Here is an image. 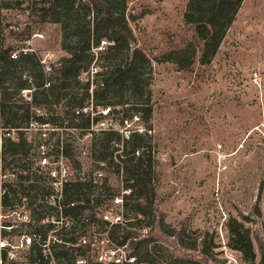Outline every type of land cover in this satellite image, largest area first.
Masks as SVG:
<instances>
[{"label": "rangeland", "instance_id": "rangeland-1", "mask_svg": "<svg viewBox=\"0 0 264 264\" xmlns=\"http://www.w3.org/2000/svg\"><path fill=\"white\" fill-rule=\"evenodd\" d=\"M35 1L23 0L20 6L8 8L0 4V43L10 46L16 54L33 52L49 75L50 66H56L67 55L60 46L58 26L41 22ZM187 3L188 0H124L126 24L136 47L150 59L153 72L152 118L144 121L142 114H133L151 129L144 138L147 148L143 160L147 165L149 156L156 173L153 182L156 202L153 217H140L142 223L132 230V241L150 238L140 249L139 256L145 260L140 264H196V261L250 264L229 246L228 224L236 220L250 229L257 256L254 264H258L260 255L255 237L264 246V0L243 1L209 65L201 66L195 61L190 68L180 70L172 63L157 60L171 50L198 44L194 30L183 23ZM95 53L90 69L80 76L82 83L89 82L90 102L95 88L92 71L101 63L99 52ZM30 92L23 91L22 98H12L11 104L29 107L33 116L53 119L55 125H49L53 129L49 131L40 130L36 125L23 126L19 130L27 143L25 149L17 156H3L5 140H16L19 130L9 129L0 118V264H29L31 253L27 248H20V240L37 225L53 226L46 233L51 239L52 255V241L62 240V235L70 229L69 226L65 229L63 220L54 217L55 211H48L46 203L49 202L44 198L43 220L37 221L32 212L41 202L40 197L34 192L25 195L29 182L21 176L35 173V145L41 139L48 140L52 131L54 136L47 144L51 154L56 155L53 149L56 141L67 145L70 157L63 161L70 171V179H82L86 175L98 179L99 189L91 194L100 199L98 208H94L97 213L124 186L122 174L117 173L115 165L97 160L104 140V136L95 137L101 131L97 124L103 122L104 128L115 129L122 136L137 126L136 122L122 124V112L110 111L105 117L102 112L108 111L107 107L92 108L90 104L84 110L89 119L88 132H85L87 128L71 126L82 120L71 122L62 104L33 106ZM18 157L19 161H11ZM98 173L102 174L101 178ZM140 203L143 204L142 199ZM255 207L259 209V217ZM83 216L88 220L82 217L72 237L89 238L96 231L104 238L105 234H101L104 227L91 223L88 211ZM129 217L132 216L129 214ZM95 218L98 219L96 214ZM152 218L155 225L145 228ZM158 221L163 222L162 232L157 227ZM198 237L209 248L210 261L200 254L201 242L198 247L195 243ZM119 249L105 241L97 242L94 246H81V252L68 251V257L61 263L100 264L118 259L124 264L132 249L128 244ZM74 254L77 256L73 260ZM57 263L53 259V264Z\"/></svg>", "mask_w": 264, "mask_h": 264}, {"label": "trees", "instance_id": "trees-1", "mask_svg": "<svg viewBox=\"0 0 264 264\" xmlns=\"http://www.w3.org/2000/svg\"><path fill=\"white\" fill-rule=\"evenodd\" d=\"M243 1L188 0L183 13V23L194 30L198 44L195 46L190 43L184 48L171 50L163 54L157 62L172 63L180 70L190 68L195 61L201 66L209 65L234 22ZM22 3L23 0L0 1L4 8L20 6ZM35 5L38 6L37 12L42 23L58 26L61 37L60 46L67 56L60 59L56 66H50L51 73L47 75L40 59L33 52L20 51L16 54L10 46H6L4 42L0 43V118L11 130L27 127L32 121L39 125L54 126L53 119L44 120L41 116H33L29 107L11 104L12 98H22V92L30 90L33 106L62 104L65 109L64 114L71 122L81 118L82 122L72 123L73 127L87 128L89 119L85 116L84 110L88 109L90 104L92 108L107 107L108 114L110 111L122 112L124 114L121 119L122 124L136 122L134 123L137 124L136 127H141L143 130L141 133L135 127L129 131L127 138L115 130L99 131L95 137L104 136L97 160L106 162L108 165H115L117 173L122 174L123 187L130 190V194L124 197L125 218L128 222L123 227L110 228L107 238L116 248L128 244L132 249L130 256L136 257V264L144 263L145 260L139 256V253L143 244L150 242V238L132 241L134 239L132 230L142 223L140 217L147 219L153 217L156 202L153 182L156 180V173L152 169L150 157L147 156V165L143 160V156L146 155L144 150L147 148L144 138L151 129L143 126L141 117L133 113L142 114L144 121L152 118L151 61L136 47L135 38L124 19V0H36ZM95 52H99L101 63H98L96 69L92 71L95 88L92 89L90 102L89 82L82 83L80 76L82 72L90 69L95 59ZM96 63L97 61L94 64ZM18 111L22 113L19 114ZM17 132L19 136L16 140L10 138L5 140L7 146L1 152L3 156L6 154L17 156L25 149L27 143L22 138L23 133L20 130ZM85 132H88V128ZM53 136L54 131L49 134L48 140L50 141ZM41 140L46 145L49 144L48 140ZM59 148L62 149L63 157L68 159L70 154L67 145L58 140L53 149L58 152ZM19 160L18 157L11 161ZM26 165L29 164L26 163ZM26 165L22 166L26 167ZM21 178L29 182L25 188V195L29 196V192H34L40 197L38 199L41 202L34 210L32 209V212L36 214L37 221L43 220L46 205L42 203V200L44 196L50 194L49 191L41 186L35 173L22 175ZM97 189L99 188L93 184L92 176L76 178L64 185L60 211L47 205L48 211H55L53 212L55 218L63 220L65 229L68 226L70 228L62 235V240L56 239L60 242H55L51 247L53 259L59 262L57 264H63L61 260L68 257V251H82L81 246L77 245L78 239L72 237V234L76 231L82 217L88 220L83 216L85 211L90 213L91 223L96 222L102 227L105 226L95 218L94 208H98L100 199L93 198L91 194ZM32 199L35 200V196ZM140 199L143 200V204L140 203ZM30 204L32 205V202ZM255 211L259 217L258 207H255ZM129 214L132 217H129ZM153 224L155 225V221L152 218L145 228L154 226ZM157 224L159 231L162 232L163 222L158 221ZM45 226L48 228L43 231ZM52 227L50 223L37 225L32 233L39 234L41 239L45 240L46 233ZM228 232L230 248L239 252L250 264H254L257 256L250 229L236 220H231L228 224ZM197 240L195 242L197 247L198 242H201L200 254L210 261L209 248L204 247L200 237ZM255 241L260 255L258 264H264V246L257 237ZM29 251L31 253L29 264H35L38 260L40 264H46L39 247L32 245ZM76 256L77 254H74L71 258L74 260ZM177 260L187 262V259L177 258ZM195 263L203 264L201 261Z\"/></svg>", "mask_w": 264, "mask_h": 264}, {"label": "built area", "instance_id": "built-area-1", "mask_svg": "<svg viewBox=\"0 0 264 264\" xmlns=\"http://www.w3.org/2000/svg\"><path fill=\"white\" fill-rule=\"evenodd\" d=\"M102 114L105 117L108 116L107 111H103ZM124 123L128 125L127 122ZM34 125L38 126L40 130L41 129L45 131L53 130L48 125H39L37 122L34 121H32L29 124L30 127ZM97 126H99L97 128L101 131L115 130L111 128L110 129L104 128L105 126L103 122L101 123L99 122ZM91 129H93V127ZM136 130L140 133L143 131L141 127H136ZM128 134L129 131H126L124 132L123 136L127 138ZM42 135L45 136L46 134H42ZM47 147L48 146L42 140H40L35 145V169L33 171L36 173L37 177L41 180L40 181L41 186L50 193L49 195L44 196V199H46L49 202L46 204L56 208L57 211H60L61 202L63 200V188L65 184L72 181L70 179L71 175L68 167L64 163L65 159L62 155V149L59 148V151L56 152V155H53L50 153ZM98 176L99 178H101L102 174L98 173ZM97 183H98V179H93V184L97 185ZM129 194H130V190L122 187L120 194L112 197V200L110 201L109 205H105L104 208L98 209V212L96 213V215L98 216V220H100V222L105 224L104 232L101 231L102 235L103 233L105 234V236H103L104 238H101L99 236V233L94 231L89 238L87 237L85 238L84 235L79 236L77 240L78 243L77 245L83 247H89V246H94L95 243L97 242L102 243L104 241L107 244L108 243L112 244L110 240L107 238V232L112 227H116V226L123 227L128 222L125 218L124 197L128 196ZM22 200L26 202V198H23ZM96 225H100V224L96 223ZM53 242L55 243L60 241L54 239L52 243ZM50 244H51V239L49 237H47L45 240H42L41 236L36 233H30L29 235L22 236L20 240V248L30 249L32 245H36L37 247H39L42 251V259L46 261V264H53V256L50 253ZM125 247H127V245H125ZM1 248H4V245H1ZM117 250L120 249L117 248ZM39 261L40 260H38L35 264H40ZM125 261L127 264H134L136 262V257L128 255L125 258ZM100 264H121V260L116 259L114 261H111L109 259L108 263L101 262Z\"/></svg>", "mask_w": 264, "mask_h": 264}]
</instances>
